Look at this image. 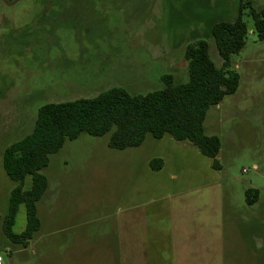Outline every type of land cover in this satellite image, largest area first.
<instances>
[{"label": "rangeland", "instance_id": "374dc122", "mask_svg": "<svg viewBox=\"0 0 264 264\" xmlns=\"http://www.w3.org/2000/svg\"><path fill=\"white\" fill-rule=\"evenodd\" d=\"M244 1L246 44L231 56L230 67L239 85L208 109L204 121L205 133L220 138L221 167L191 142L170 135L148 133L139 146L115 149L108 145L110 133H82L51 154L41 170L49 181L38 202L41 226L24 247L3 231L16 184L3 167V153L32 132L39 108L112 87L147 93L164 87L165 73L187 81L184 52L200 38L210 42L211 58L221 66L211 28L235 19L240 0H0L3 264H54L68 252L70 264H82L85 249L78 246L84 242L103 257L116 251L101 247L115 237L122 211L159 208L202 211L207 248L198 259L204 264H264V39L247 2L259 10L264 0ZM153 158L162 160L159 169L152 167ZM249 188L251 197L259 191L250 204ZM25 226L22 204L13 229Z\"/></svg>", "mask_w": 264, "mask_h": 264}, {"label": "trees", "instance_id": "16d2710c", "mask_svg": "<svg viewBox=\"0 0 264 264\" xmlns=\"http://www.w3.org/2000/svg\"><path fill=\"white\" fill-rule=\"evenodd\" d=\"M251 14L260 39H264V8L255 9L250 1ZM244 0L233 20L216 21L211 28L216 49L222 58L217 66L211 58L207 39L189 42L184 56L188 62L189 78L176 82L172 73L162 76L164 87L147 93L132 94L124 87H112L94 97L47 102L37 113L34 128L25 137L9 144L3 153V167L15 181L3 216L4 234L13 243L26 247L41 226L38 202L48 188V178L41 171L51 154L59 151L67 140L82 133L102 136L110 133L108 145L125 149L141 145L148 133L156 138L170 135L176 140H187L206 156L213 158V167L220 168L216 156L221 141L218 135L207 134L204 121L208 109L217 105L225 95L234 93L239 85V74L232 70L231 56L246 44L248 27L244 20ZM159 169L161 159L150 160ZM245 191L250 204L258 200L259 191ZM26 208V226L15 232L20 205Z\"/></svg>", "mask_w": 264, "mask_h": 264}, {"label": "crops", "instance_id": "0c3cea01", "mask_svg": "<svg viewBox=\"0 0 264 264\" xmlns=\"http://www.w3.org/2000/svg\"><path fill=\"white\" fill-rule=\"evenodd\" d=\"M193 211L194 209H184L176 212L162 208L122 211L117 216L116 235L112 237L115 241L108 240L101 247L116 251H106L107 255L98 257L91 250L97 248L96 245L80 243L78 247L85 249L79 255L83 258L82 264H204L202 259H198L207 248L203 243V214L202 211L198 214L197 209L196 214ZM177 231H181L182 235L179 236ZM67 254L68 257L55 259L54 264L72 263V254Z\"/></svg>", "mask_w": 264, "mask_h": 264}, {"label": "built area", "instance_id": "2783aa9c", "mask_svg": "<svg viewBox=\"0 0 264 264\" xmlns=\"http://www.w3.org/2000/svg\"><path fill=\"white\" fill-rule=\"evenodd\" d=\"M0 264H3V258L1 255H0Z\"/></svg>", "mask_w": 264, "mask_h": 264}]
</instances>
